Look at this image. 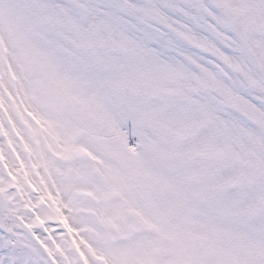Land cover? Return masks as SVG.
<instances>
[{
	"label": "snow or ice",
	"instance_id": "6c2138e0",
	"mask_svg": "<svg viewBox=\"0 0 264 264\" xmlns=\"http://www.w3.org/2000/svg\"><path fill=\"white\" fill-rule=\"evenodd\" d=\"M0 264H264V0H0Z\"/></svg>",
	"mask_w": 264,
	"mask_h": 264
}]
</instances>
